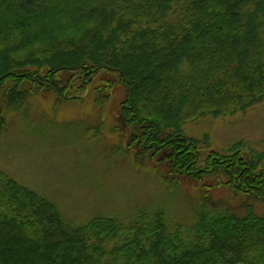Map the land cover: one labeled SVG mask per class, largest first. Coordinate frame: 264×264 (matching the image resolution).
I'll list each match as a JSON object with an SVG mask.
<instances>
[{
    "label": "trees",
    "instance_id": "trees-1",
    "mask_svg": "<svg viewBox=\"0 0 264 264\" xmlns=\"http://www.w3.org/2000/svg\"><path fill=\"white\" fill-rule=\"evenodd\" d=\"M116 81L134 165L171 192L200 186L192 220L161 207L73 221L0 171V264H264V153L183 130L264 100V0H0V136L37 92L75 102L100 82L103 104Z\"/></svg>",
    "mask_w": 264,
    "mask_h": 264
},
{
    "label": "rangeland",
    "instance_id": "rangeland-1",
    "mask_svg": "<svg viewBox=\"0 0 264 264\" xmlns=\"http://www.w3.org/2000/svg\"><path fill=\"white\" fill-rule=\"evenodd\" d=\"M100 82L94 85L101 87ZM114 84L103 104L95 101L98 93L93 86L79 101L57 104L53 93L37 92L21 111L7 110L0 136V171L56 204L73 221L128 217L138 209L153 212L162 207L173 222H190L189 203L200 200V186L180 182V190L189 192H171L156 175L155 164L134 165L127 146L130 131L119 118L126 90L117 81ZM183 130L208 143L202 148L218 153H226L237 142L245 143L244 152L264 153V100L232 116L207 115L188 122ZM210 191L214 199L241 208L230 196L233 191L224 187Z\"/></svg>",
    "mask_w": 264,
    "mask_h": 264
}]
</instances>
